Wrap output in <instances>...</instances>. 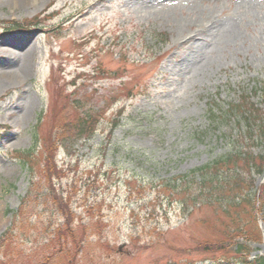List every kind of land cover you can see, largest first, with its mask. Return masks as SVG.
Segmentation results:
<instances>
[{"label":"rangeland","instance_id":"rangeland-1","mask_svg":"<svg viewBox=\"0 0 264 264\" xmlns=\"http://www.w3.org/2000/svg\"><path fill=\"white\" fill-rule=\"evenodd\" d=\"M36 20V31L3 33ZM216 20L219 31L200 38L198 27ZM244 103L261 117L254 139L238 116H223ZM40 117L33 176L17 153L35 147ZM82 117L96 129L76 139L69 127ZM261 128L264 0H0V238L12 229L19 249L8 240L0 264H62L59 255L45 260L58 227L82 245L67 264L264 257V169L242 163L215 184L250 181L246 231L212 205L218 192L187 178L235 147L264 156ZM47 158L57 167L51 182L42 177ZM234 244L243 254L219 251Z\"/></svg>","mask_w":264,"mask_h":264},{"label":"trees","instance_id":"trees-1","mask_svg":"<svg viewBox=\"0 0 264 264\" xmlns=\"http://www.w3.org/2000/svg\"><path fill=\"white\" fill-rule=\"evenodd\" d=\"M39 22L36 20L35 22H24L23 24L16 23L12 27L13 29L11 31L17 30V31H25L28 30L29 27H39ZM263 89V88H262ZM257 92H260L261 89L256 88L255 89ZM263 93V92H260ZM213 112V111H212ZM211 112V115H212ZM86 116V115H85ZM84 116V117H85ZM224 119L226 121H230L234 117L239 118V125H243L247 128L246 131L248 133V136L254 139L253 133L255 131V127L251 124L254 123L255 120L260 121L261 117L260 114L258 113L257 109H254L252 106H248L247 103L244 104H233L230 106V108L223 113ZM84 117L76 120L72 124L71 127H69L76 136V139H83V136H90L94 134L95 125L96 121L93 119H85ZM214 117V116H213ZM82 119V120H81ZM43 118L40 117L39 119V125L42 122ZM38 125V126H39ZM38 126H36V136L35 138V147L31 148L30 151H24L20 152L18 156H20L22 165L24 167H27L31 175L34 176V164L37 160V149H38V144L40 142V134H38ZM58 128H55V130ZM63 133H65V127L63 130ZM70 133V134H72ZM90 134V135H88ZM259 137L264 138V129H260V134H258ZM262 144V143H261ZM235 152L231 151L227 154L221 155L217 158H215L211 163H208L204 165L201 168L195 169L187 178H195L198 177L200 178L201 181V192L203 193L205 189H209L210 191H216L219 193V195L215 198V201H211L212 205L216 207V204H223L225 205V208H223V212L226 213L227 217L232 221L233 223L236 224L237 227H234V231L237 232L238 230L241 231H246V220L245 217H252V213L250 211V207L252 206V200L246 195L245 193L249 194V187L251 185L250 181H246L245 179H240L239 177H236L232 182H227L224 184L222 187L215 185L217 182H221L219 179L223 178V175L226 174V171H229L233 169L234 167L238 166L239 164L244 163L245 164V169L248 170L249 173H255V174H260L262 173L261 170L264 169V156L260 158H252L248 156V153L244 154L242 151L236 152V147L234 149ZM38 162V160H37ZM52 169L57 170V167L53 165V162H51L48 158L47 161H45V170H43L42 177H47L46 179L51 182L52 177H48V175L53 176V171ZM250 169V170H249ZM50 172V173H49ZM49 173V174H48ZM193 178V180H194ZM187 183H193L189 180H187ZM217 186V187H215ZM226 187L225 189L223 187ZM215 187V189H214ZM31 194V193H30ZM239 196H241L239 198ZM239 198V199H237ZM227 201V202H226ZM220 207V206H219ZM231 211V212H230ZM13 212L14 215V220L18 219L21 221H27V218L22 214V216L19 215V211H9L11 214ZM252 221V220H251ZM17 222V221H15ZM245 223V224H243ZM70 222L67 221L65 226H69ZM28 227H31L29 225ZM56 232L52 238L48 239L47 246L48 248L52 247V250L54 249V256L50 255L49 257H46L45 260L48 262L51 261V259L56 258V255H59L58 257L61 258L62 264H67L71 259L77 255L78 249L82 247L80 240H77L73 236V232L71 229L68 227L66 230H63V228L58 227L55 229ZM12 229H9L3 236L0 238V250L2 247H5V243L9 244L11 243L15 245V247L18 249L17 244L14 243V233L11 232ZM81 232H85L84 230H81ZM23 235H27L26 233L23 232ZM22 236V235H21ZM23 237V236H22ZM13 238V240H11ZM9 240V241H8ZM9 243H8V242ZM59 247V248H58ZM234 248L233 251L230 252V250L227 248H220L219 251L224 252V255H228L229 253H233L235 255L243 254V249L241 245L234 244L232 245ZM37 250H41L38 248ZM247 254V253H246ZM8 256V255H7ZM243 261L242 264H264V257H255V258H249V256L243 254ZM10 257V256H9ZM53 257V258H52ZM13 256L10 257V260L12 259ZM27 259H19L18 264H26ZM3 264H7L4 262Z\"/></svg>","mask_w":264,"mask_h":264},{"label":"bare ground","instance_id":"bare-ground-1","mask_svg":"<svg viewBox=\"0 0 264 264\" xmlns=\"http://www.w3.org/2000/svg\"><path fill=\"white\" fill-rule=\"evenodd\" d=\"M198 22V21H197ZM197 22L195 21L194 22V25H196L197 24ZM216 31H219V29H218V23H217V21H214L213 22V24H212V26L210 25V27H209V29L207 30V29H203V28H201V25H200V27H198V29H197V33H198V35L200 36V38H202V37H209V35H211V34H213L214 32L216 33ZM199 46H200V44H199ZM198 46H195V48H197ZM199 49V48H198ZM197 50V49H196ZM195 52H198V50L197 51H195ZM24 53V52H23ZM22 53V54H23ZM22 54H20V55H18L17 57H19V59H22V66L21 67H25V69H26V71L28 70V66H29V61L28 60H26V59H24L23 57H22ZM27 67V68H26ZM3 76H6L7 77V75H11V73H8V72H6L5 71V73H3L2 74ZM13 75H14V78H25L26 79V76H27V74L25 73H23V72H20V71H17V72H13ZM26 75V76H25Z\"/></svg>","mask_w":264,"mask_h":264}]
</instances>
